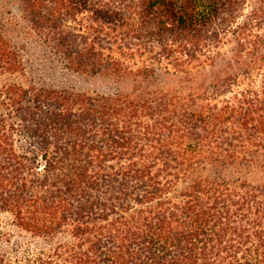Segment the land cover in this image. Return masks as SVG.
Masks as SVG:
<instances>
[{"label":"trees","instance_id":"1","mask_svg":"<svg viewBox=\"0 0 264 264\" xmlns=\"http://www.w3.org/2000/svg\"><path fill=\"white\" fill-rule=\"evenodd\" d=\"M2 74L31 264H264V0H0Z\"/></svg>","mask_w":264,"mask_h":264},{"label":"rangeland","instance_id":"2","mask_svg":"<svg viewBox=\"0 0 264 264\" xmlns=\"http://www.w3.org/2000/svg\"><path fill=\"white\" fill-rule=\"evenodd\" d=\"M11 11L15 9L11 5ZM39 76L43 74L38 71ZM5 74L0 75V83ZM51 251V243L44 242L34 237L31 233L21 229L15 224L13 216L0 208V256L10 264H31L37 252ZM49 264H56L55 261L46 259Z\"/></svg>","mask_w":264,"mask_h":264}]
</instances>
